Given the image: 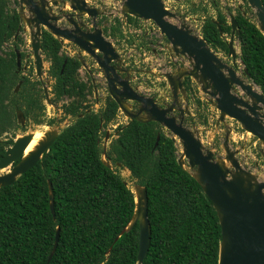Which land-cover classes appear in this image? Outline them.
<instances>
[{
	"label": "trees",
	"instance_id": "trees-1",
	"mask_svg": "<svg viewBox=\"0 0 264 264\" xmlns=\"http://www.w3.org/2000/svg\"><path fill=\"white\" fill-rule=\"evenodd\" d=\"M10 2L18 3L0 0V158L13 144L14 130L21 128L15 108L35 122H41L43 109L40 93L28 79L23 82L26 88L17 94L21 102L12 92L19 79L15 72L16 50L25 43V30L17 10L9 7ZM217 2H211L215 17L203 7L206 15L200 35L214 51L227 53L225 35L230 26ZM245 13L236 8L237 56L249 80L264 94V35L249 16L252 11L247 4ZM125 17L126 23L134 25L141 20ZM121 24L114 17L102 32L114 37ZM7 44L10 47L4 50ZM40 45L50 61L52 101L66 98L61 109L72 120L60 129L33 167L11 185L0 187V264H136L138 225L121 233L134 212V195L118 172L117 163L147 191L151 232L141 264H218V216L197 179L179 165L178 141L155 121L128 120L115 127L118 133L105 152L112 168L106 167L102 162V128L113 124L119 112L117 103L106 96L101 108L92 109L85 101L94 85L91 78L88 83L80 78L79 57L62 51V40L46 29H42ZM183 88L201 104L190 77L184 79ZM5 133L8 135L2 138ZM49 183L54 216L49 207ZM57 229V246L47 262Z\"/></svg>",
	"mask_w": 264,
	"mask_h": 264
},
{
	"label": "water",
	"instance_id": "water-1",
	"mask_svg": "<svg viewBox=\"0 0 264 264\" xmlns=\"http://www.w3.org/2000/svg\"><path fill=\"white\" fill-rule=\"evenodd\" d=\"M70 7L79 14L86 12L95 17L98 11L94 7H88L86 0H70ZM21 7H26L30 17L26 19L34 31H30L31 51L39 74L43 65L40 53V34L44 28L57 38H62L74 43L79 49L93 57L104 74L107 82L109 96L117 103L118 108L125 113L129 120L155 121L168 130L173 140L181 143V157L178 163L182 167L196 169L192 174L202 187L204 194L211 201L218 216L221 241L219 244L218 264H264V181H253L251 173L241 167L234 158V152L228 148L226 158L230 160L234 170L223 166L213 158L210 150H205L200 139L187 126L181 118L171 115L177 103L178 89H184L182 78L189 76L197 80L202 91L215 101L216 109L220 113V119L226 115L237 121L247 132L264 143V94L248 78L247 69L243 67V77L237 75L236 66L237 51L234 47V39L238 42V29L235 15L230 13L231 35L227 40V55L232 58V66L224 63L200 34L192 32L185 25H177L168 17L172 13L164 6V0H123L126 10L123 15H131L139 19L151 20L159 28L160 32L169 41L174 53L186 56L191 61V69L181 71L177 76L166 73L165 77L170 84L173 93V102L167 108H160L152 97H147L132 88L127 79H122L117 73L118 68L113 64L117 61L116 53L111 41L106 39L100 28H96L93 22V31L81 29L83 24L78 23L72 16L65 17L71 27L61 26L63 15H56L52 6H57L59 1L52 0H18ZM251 8L253 19L264 35V6L261 0H246ZM20 17V14H19ZM21 22V18H20ZM216 23V22H215ZM218 24V23H217ZM24 30L25 27L23 28ZM98 51V53L96 52ZM100 54V55H99ZM82 67L87 68L84 60L80 58ZM242 64V61L240 60ZM16 64L20 65V50H16ZM253 86L257 90L253 89ZM18 85L16 86V89ZM243 92V94L241 93ZM47 103H51L46 97ZM127 101L139 103L136 113L127 109ZM145 113L147 117L142 119L140 115ZM16 120L24 126L25 117L20 109H16ZM58 130L49 129L43 132L41 139L34 148L25 153L27 146L33 139L34 132L18 136L0 158V170L8 171L0 174V187H6L15 182L18 176L25 173L40 160L42 154L53 144ZM110 138V131H105L102 151V162L112 168V164L106 159V146ZM157 141L155 142V145ZM180 156V155H179ZM120 166V163H117ZM185 168V167H184ZM187 169V168H185ZM131 189V188H130ZM134 212L132 217L121 231H129L135 224L138 225V251L136 264H141L150 244V223L147 216V191L142 185L135 184ZM49 207L54 216V198L51 183L48 184ZM59 236V229L47 262L53 255Z\"/></svg>",
	"mask_w": 264,
	"mask_h": 264
},
{
	"label": "rangeland",
	"instance_id": "rangeland-1",
	"mask_svg": "<svg viewBox=\"0 0 264 264\" xmlns=\"http://www.w3.org/2000/svg\"><path fill=\"white\" fill-rule=\"evenodd\" d=\"M18 1V0H17ZM60 4L56 10V14L59 11L65 14V16H74L78 22L86 25V28L93 30L92 21L93 17L89 16L86 12L79 14L77 11H73L70 8L69 0H58ZM64 1H67L65 4ZM217 6H228L229 13H236L237 5H240L242 10H245L246 4L243 0H217ZM89 7L96 8L99 13L95 17L96 27L101 30L108 28L113 23L114 17H118L123 24L119 26L114 32V37L106 36V39L111 41L116 53L118 54L117 61L113 64L118 68V74L121 78L127 79L133 88H136L141 94L152 97L156 104L160 108H167L173 102V93L170 84L167 82L165 74L171 73L173 76H177L181 71H188L191 69V61L186 56H182L173 52L169 41L160 32L159 28L151 20L141 19L137 25L125 22V16L123 12L126 10L123 5V0H86ZM212 0H164V6L168 11L172 13L168 19L177 24L185 25L192 32L200 34L201 21L204 17L203 7L209 10V14L215 16L216 12L212 6ZM249 6V5H248ZM10 8H15L20 14L21 24L25 27V43L19 45V50L25 55L26 58L22 60V65L26 64L27 70L23 72L24 75H28L31 81L37 80L35 76V65L33 63V57L31 56V37L30 31L33 26H29L26 19L30 17V13L25 6L21 7L20 3L17 4L10 2ZM53 7V6H52ZM60 8H63L60 10ZM252 17L253 14L248 13ZM228 20H229V15ZM98 21V23H97ZM63 24H68V21L64 19ZM226 39H229L228 35H225ZM62 39V38H61ZM9 43V42H8ZM62 47L64 52L71 55H78L79 58L84 60L87 68L92 73V79L94 80V86L92 93H88L86 96V103L94 110L101 108L104 102V98L109 95L107 82L104 78L102 70L97 65L94 58H92L87 52L79 49L74 43L62 39ZM236 51L238 52V44L234 42ZM10 47L7 44L4 50ZM216 55L222 59V61L231 66V57L227 53L217 50ZM43 58V67L46 70L48 68V62ZM32 69V72L29 70ZM237 74L242 77V65L237 59V66L235 68ZM79 75L82 80L87 81L89 77L86 73V68L79 69ZM243 78V77H242ZM183 79V78H182ZM192 82L195 86L196 96L199 97L201 104H198L188 97L184 89H178L177 103L172 111V115L176 118H181L183 114L184 124L190 128L196 136L200 139L201 144L205 150H210L213 153V158L220 162L223 166L229 168L233 173V166L230 160L226 158L225 149L228 148L234 152V158L238 160L241 167L249 171L253 181H264V143L254 137L251 133L244 130V128L234 119L228 116H224L220 119V113L216 109L215 101L202 91L201 84L193 79ZM37 87L41 89L43 109L39 115L41 122H35L32 119H26L24 126L14 130L13 138L31 133V132H43L49 129H55L60 131L63 127L69 124L72 120L70 116L64 115L61 109V105L67 102L66 98H63L58 104L47 103L44 91L41 84H37ZM35 86V87H36ZM36 87V88H37ZM254 90H257L253 86ZM243 93V92H242ZM19 101L22 98L19 95H14ZM52 99V97L50 98ZM52 101V100H51ZM127 109L136 113L139 107V103L133 101H127ZM52 105V106H51ZM142 119H145L147 115L142 113L140 115ZM53 121L50 124L49 121ZM129 120V117L119 109V112L113 121V124H109L107 127L102 128L104 134H101V145L104 144L105 131L109 130L110 139L108 143L115 137L114 129L119 124H124ZM8 133V132H6ZM3 134L2 138L7 135ZM13 139V140H14ZM178 140V139H177ZM179 141V140H178ZM180 142V141H179ZM177 142V147L180 153L179 158L186 162L184 157H181V145ZM191 174H196V169L183 165ZM117 167V166H116ZM5 170V171H4ZM8 171L2 169L0 174ZM118 172L131 190H133L135 180L130 176V172L125 167H118Z\"/></svg>",
	"mask_w": 264,
	"mask_h": 264
},
{
	"label": "flooded vegetation",
	"instance_id": "flooded-vegetation-1",
	"mask_svg": "<svg viewBox=\"0 0 264 264\" xmlns=\"http://www.w3.org/2000/svg\"><path fill=\"white\" fill-rule=\"evenodd\" d=\"M50 5H51V1L52 0H46ZM231 1H236V0H231ZM244 1V0H243ZM65 3H67V1H64ZM69 2H70V4H71V1L69 0ZM245 2H246V0H245ZM244 2V3H245ZM60 3V2H59ZM58 3V4H59ZM69 4V5H70ZM246 4L248 5V3L246 2ZM89 7V6H88ZM217 7H219V9L221 10V12L225 15V17H226V21H227V24L230 26V18H229V20H228V16H227V14L230 16V13H229V8H228V6H223V7H220V6H217ZM53 9L54 8H58V6H53L52 7ZM71 8V7H70ZM166 8V7H165ZM236 8H239V9H241V7H240V5H237V7ZM96 9V8H95ZM97 10V9H96ZM98 11V10H97ZM241 11L243 12V15L244 14H246L245 12H246V6H245V10H242L241 9ZM245 11V12H244ZM57 12H56V10H55V14H56ZM59 13H62L61 11L59 12ZM98 13H99V11H98ZM98 13H97V15H98ZM57 15V14H56ZM96 15V16H97ZM127 15V14H126ZM125 15V16H126ZM234 15H235V13H234ZM95 16V17H96ZM215 16H216V14H215ZM215 16H213V17H215ZM95 17L93 18V21L91 22L92 24H93V22H94V26L96 27L97 25H96V22L94 21V19H95ZM126 18V17H125ZM76 20H77V18H75ZM203 19H204V17L202 18V21H203ZM202 21H201V24H202ZM78 22V21H77ZM78 23H81V22H78ZM97 23H98V21H97ZM81 24H83V23H81ZM237 24V23H236ZM66 26V28L68 27V28H70L71 26L70 25H68V24H66L65 25ZM94 26L92 25V27H93V29H94ZM63 27V26H62ZM97 28V27H96ZM43 29V28H42ZM42 29H41V33H42ZM81 29H83L84 31H93V30H89V29H87L86 28V25H84L83 24V26L81 27ZM238 29V28H237ZM48 31V30H47ZM239 32V31H238ZM52 34V33H51ZM53 35V34H52ZM230 35H231V26H230V32L228 33V37L230 38ZM54 36V35H53ZM40 37H41V34H40ZM55 37V36H54ZM234 42H237L235 39H234ZM63 44V43H62ZM226 44H227V41H226ZM41 46V45H40ZM235 47V46H234ZM62 49V51H64L63 50V47L61 48ZM236 49V48H235ZM96 52H97V50H96ZM216 52V51H215ZM31 53H32V51H31ZM40 53H41V55H42V57L44 56V59H45V55L43 54V51H42V48H40ZM68 56H74V55H71V54H69V53H67V52H65ZM227 53H228V49H227ZM76 55V54H75ZM100 55V54H99ZM237 55H238V53H237ZM32 56V55H31ZM33 57V56H32ZM78 57V56H77ZM24 58H26L25 57V55H23V56H21V51H20V65L19 66H17V64H16V68H15V72L18 74V76H19V79L17 80V82L14 84V87H13V89H12V92L15 94V95H17V94H19V92H20V90L22 89V88H26V85H23L24 83V81H26V79H28L29 80V82L30 83H35V86L38 84H41V87H42V89L45 87V91H44V95H45V98L48 96L49 97V99L52 97L53 98V92H52V84H53V79H52V76L50 75V73H49V71H48V69H49V65H50V61L49 60H46L47 62H48V68L45 70L44 69V67H43V65H42V67H41V70H40V73L38 74L37 73V71H36V65H35V62H34V59H33V63H34V65H35V76H36V78H37V80H35V81H31L30 80V78L28 77V75H24L23 74V72L24 71H26L27 70V65L26 64H24V65H22V60L24 59ZM93 58V57H92ZM43 59V58H42ZM237 59H238V56L236 57V66H237ZM239 60V59H238ZM79 61H80V58H79ZM96 61V60H95ZM239 62H240V60H239ZM81 63V62H80ZM97 63V62H96ZM241 64V63H240ZM98 65V64H97ZM82 66V65H81ZM81 66H80V68H81ZM236 66H234V69L236 68ZM231 67H233L232 66V58H231ZM79 68V69H80ZM242 71H243V66H242ZM29 72H32V69H30L29 70ZM86 73H87V76L89 77V78H91V83H92V85L94 84L93 82H94V80L92 79V73L90 72V70L88 69V68H86ZM237 73V72H236ZM171 74V73H170ZM238 75V74H237ZM239 76V75H238ZM186 77H189V76H184L183 77V79H182V85H183V81H184V79L186 78ZM240 77V76H239ZM242 77H243V74H242ZM241 77V78H242ZM191 78V77H190ZM244 78V77H243ZM123 79V78H122ZM192 80V79H191ZM128 83H129V81H128ZM130 84V83H129ZM18 85V88L16 89V86ZM28 86V85H27ZM131 86V85H130ZM192 86L193 87H195L196 85H194L193 84V82H192ZM37 87V86H36ZM132 87V86H131ZM197 87V86H196ZM40 87H37V90L39 91V93L41 92V89H39ZM133 88V87H132ZM134 89H136V88H134ZM137 90V89H136ZM27 91V90H26ZM138 91V90H137ZM185 91V90H184ZM186 92V91H185ZM242 93V92H241ZM187 94V93H186ZM243 94V93H242ZM107 96H109V95H107ZM187 96L188 97H192V99L194 100V97H193V95L191 94L190 95V93H188L187 94ZM195 96H196V93H195ZM40 98H41V101H42V96H41V93H40ZM105 99V98H104ZM51 100L52 99H50V102H51ZM59 102V101H58ZM134 102V101H133ZM52 103H53V106H54V108H55V106L58 104L57 102L56 103H54L53 101H52ZM52 106V105H51ZM16 109L17 108H15V113H16ZM25 120H26V118H25ZM52 121V120H51ZM16 122H17V120H16ZM25 124V123H24ZM183 124H184V122H183ZM20 125V124H19ZM185 125V124H184ZM21 126V125H20ZM186 126V125H185ZM245 130V129H244ZM246 131V130H245ZM116 133H118L117 131H115V129H114V134L116 135ZM112 135H110V137H111ZM110 139V138H109ZM108 139V140H109Z\"/></svg>",
	"mask_w": 264,
	"mask_h": 264
},
{
	"label": "bare ground",
	"instance_id": "bare-ground-1",
	"mask_svg": "<svg viewBox=\"0 0 264 264\" xmlns=\"http://www.w3.org/2000/svg\"><path fill=\"white\" fill-rule=\"evenodd\" d=\"M31 31H34V30L31 28ZM41 137H42V134L40 132H38V131L34 132L33 139L30 141L29 145L27 146L25 153H28L29 151H31L34 148V146L37 144V142L41 139ZM0 171H2V170H0Z\"/></svg>",
	"mask_w": 264,
	"mask_h": 264
},
{
	"label": "clouds",
	"instance_id": "clouds-1",
	"mask_svg": "<svg viewBox=\"0 0 264 264\" xmlns=\"http://www.w3.org/2000/svg\"><path fill=\"white\" fill-rule=\"evenodd\" d=\"M87 3V2H86ZM60 4V3H59ZM58 4V5H59ZM66 4V3H65ZM57 5V6H58ZM88 6V5H87ZM63 8H60V10H62ZM74 11V10H73ZM60 12V11H59ZM78 12V11H77ZM79 13V12H78ZM57 15H63L62 16V19L60 20V22H62L64 19H65V17H69V15L68 16H65V14L64 13H59V14H57ZM72 17L75 19V17L72 15ZM134 17V16H133ZM78 21V20H77ZM69 23V22H68ZM20 24H21V22H20ZM66 24H61V26H65ZM69 25H70V23H69ZM71 26V25H70ZM23 28H24V26H23ZM44 29V28H43ZM103 33V32H102ZM57 38V37H56ZM58 39H61V38H58ZM62 40V39H61ZM228 39H226V41H227ZM237 44H238V42H237ZM213 50V49H212ZM214 51V50H213ZM215 52V51H214ZM239 52V51H238ZM237 52V53H238ZM97 53H98V51H97ZM216 53V52H215ZM78 56V55H77ZM242 65V64H241ZM167 80V79H166ZM49 104H53L52 103V101H51V103H49ZM172 113V112H171ZM172 115V114H171ZM174 116V115H173ZM177 140V139H176ZM178 141V140H177ZM179 142V141H178ZM180 143V142H179ZM180 145H181V143H180ZM107 147V146H106ZM102 148H103V146H102ZM182 148V147H181ZM102 157H103V155H102Z\"/></svg>",
	"mask_w": 264,
	"mask_h": 264
}]
</instances>
